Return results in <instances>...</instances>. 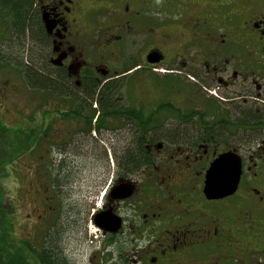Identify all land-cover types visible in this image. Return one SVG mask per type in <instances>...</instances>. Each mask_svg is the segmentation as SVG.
<instances>
[{
	"label": "flooded vegetation",
	"instance_id": "1",
	"mask_svg": "<svg viewBox=\"0 0 264 264\" xmlns=\"http://www.w3.org/2000/svg\"><path fill=\"white\" fill-rule=\"evenodd\" d=\"M32 7L45 40L37 69L56 84L50 101L41 92L40 119L47 137L72 135L52 144L57 164L72 145L101 151L104 193L91 221L102 214L104 228H96L107 247L93 258L264 264V0H33ZM26 39L41 52L29 31ZM10 50L5 35L0 52ZM5 89L0 99L18 92L10 79ZM43 140L39 148L48 149ZM227 153L240 163L237 187L207 199V171ZM40 187L27 194L44 197ZM36 212L21 242L40 264L34 241L49 213Z\"/></svg>",
	"mask_w": 264,
	"mask_h": 264
},
{
	"label": "rangeland",
	"instance_id": "2",
	"mask_svg": "<svg viewBox=\"0 0 264 264\" xmlns=\"http://www.w3.org/2000/svg\"><path fill=\"white\" fill-rule=\"evenodd\" d=\"M11 28V20L0 14V45L5 44V35L11 44L9 53L3 54L1 51L5 55L4 62L8 64L0 67V90H6V79H10L18 89L17 94L11 96L8 92L6 97L0 99V129L4 130L0 132V264H36L21 242L30 238L31 226L28 218L31 215L30 220H37L34 209H46L49 213L43 221L44 230L38 232L39 235L34 241L39 252L45 246V236L56 224L57 227L64 228L57 235L63 254L72 264H92L90 261L93 264H118L112 258L111 261L102 260L101 263L93 258L107 247L101 233L91 221L92 214L100 208L101 195L104 193V170L98 157L101 152L99 148L92 146L89 147L91 149H86L87 145L76 148L72 145L71 148L61 150L70 154L67 155L65 163L74 170L69 177L70 186L58 194L59 198L51 197V192L46 195L44 193V197L27 194L30 187H36L42 192L40 185L43 188L44 185H49L44 172L47 166L57 163L58 157L55 159L54 154H51L49 160L42 157L40 150L28 146L31 139L27 137L28 132H39L43 140L47 128H44L45 123L40 119L41 109L37 107L41 92L34 91L23 83L21 69L28 61L37 67L41 52L25 36L14 40ZM47 96L44 99L50 101L51 98ZM62 131L63 135L58 132L46 137L44 147L49 149L52 144L59 145V142L63 143L71 138L72 135L65 134L68 130ZM69 208L74 211L66 220ZM171 211L177 212L175 206ZM34 246L31 247L35 248ZM133 247L130 245L129 254H133Z\"/></svg>",
	"mask_w": 264,
	"mask_h": 264
},
{
	"label": "trees",
	"instance_id": "3",
	"mask_svg": "<svg viewBox=\"0 0 264 264\" xmlns=\"http://www.w3.org/2000/svg\"><path fill=\"white\" fill-rule=\"evenodd\" d=\"M32 1L33 0H3L0 3V6L3 9V12H1V14L11 20V29L14 34V40L17 38H23L24 36L26 37V32L29 31L31 33V37L35 39V44L40 47L39 49L42 52L41 54H43L45 51V47L43 45L45 43V40L43 39V35L39 27L37 13L32 7ZM4 59L5 55L0 52V67L5 64ZM24 67L21 69V75L24 79L25 84L29 85V87L34 91H43L42 93H45L44 95H53L56 84L54 83V81L48 79V75L40 74L36 66L26 65ZM91 94L94 95L95 92L92 90ZM0 132H4V130L0 129ZM27 137L31 138L28 145L29 148L32 147L40 150V153H42V157L51 160L50 156L55 152L51 148V146L50 149L46 150H42L41 148H39L40 142L44 141L40 139L41 136L39 132L31 130V132H28ZM46 137L47 134L45 138ZM131 155L132 159L135 160L142 157V153H139L137 150L132 152ZM5 157H7V153ZM4 163L7 162L5 161ZM132 163H134V160L125 163L124 167H130ZM73 170L74 168L66 163H55L47 166L44 175L49 181V185H44L43 189L45 195L46 193L51 192L53 194L51 197L59 198L58 194L70 186L69 177L72 175ZM73 211L74 209L70 208L67 210L68 213L66 220L68 219V216L71 217ZM62 229L64 228H59L56 226V224L51 227V232L48 233L44 239L45 246L39 254L36 253L35 249H33L32 247L30 248L33 254H37L40 264H67L65 256L63 254V249H61L60 238L57 235L58 231H61Z\"/></svg>",
	"mask_w": 264,
	"mask_h": 264
},
{
	"label": "water",
	"instance_id": "4",
	"mask_svg": "<svg viewBox=\"0 0 264 264\" xmlns=\"http://www.w3.org/2000/svg\"><path fill=\"white\" fill-rule=\"evenodd\" d=\"M240 176V163L234 155L229 153L219 157L212 165L206 174L204 186V195L207 199H219L232 194L238 184ZM94 226L98 229H103V216L97 214L94 216ZM111 224L113 223L111 221ZM110 232H115L117 226H110ZM113 227V228H112Z\"/></svg>",
	"mask_w": 264,
	"mask_h": 264
}]
</instances>
